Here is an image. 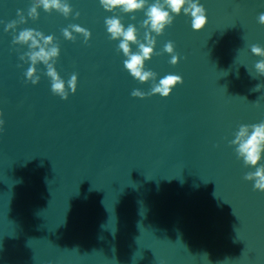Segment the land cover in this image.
<instances>
[{
    "label": "water",
    "instance_id": "95a60500",
    "mask_svg": "<svg viewBox=\"0 0 264 264\" xmlns=\"http://www.w3.org/2000/svg\"><path fill=\"white\" fill-rule=\"evenodd\" d=\"M68 3L71 16L41 7L15 32L55 37L59 75H78L63 100L43 64L40 82H26L19 56L28 48L4 31L32 0H0V264H264V192L244 180L255 169L229 144L239 125L264 121V87L252 91L264 85L261 57L250 50L264 47V0H200V31L175 16L145 69L157 83L168 74L183 83L143 99L131 93L149 92L152 81L124 68L105 18L134 23L143 41L144 11L133 21L99 0ZM70 24L91 32L88 43L63 37ZM169 41L176 65L163 52Z\"/></svg>",
    "mask_w": 264,
    "mask_h": 264
},
{
    "label": "clouds",
    "instance_id": "9594fccd",
    "mask_svg": "<svg viewBox=\"0 0 264 264\" xmlns=\"http://www.w3.org/2000/svg\"><path fill=\"white\" fill-rule=\"evenodd\" d=\"M104 10L111 13L120 11L129 14L131 20L135 21V13L144 11L145 19L141 22L140 27L143 28V41L139 39V30L134 23H129L125 27L118 15H112L105 18V27L109 38L113 41H119L117 51L122 52L125 59L123 61L124 68L128 73L140 83L152 81L149 92L145 93L140 89H134L131 93L133 97L145 98L159 94L163 98H167L173 88L183 83V79L179 75L168 74L156 82L157 74L151 70L145 69V62L150 60L155 52L157 44V36L163 34L166 27L172 25L175 16L182 12L186 16L191 17V27L194 31H200L207 24L206 9L200 3V0H99ZM43 8L45 12L51 13L53 10L63 15L65 18L73 13V8L68 0H32L31 6L28 8L27 17L22 10H17L18 19L8 22L4 28L5 32H13V45H26L27 52L19 56V60L29 63L24 76L26 82L36 85L40 82L41 74L38 73L37 66L43 64L46 71L43 75L47 76L51 81V91L54 95L59 96L63 100H67L69 94H75L78 86V75L73 73L70 79L65 80L59 75L56 69V61L60 56V47L53 35H45L41 31L31 28H25L15 34L18 25L27 23L30 18L33 21L38 19V9ZM79 12L75 13L78 18ZM258 22L264 25V13L258 16ZM63 37L68 41H75L76 35L83 37L84 43H88L91 39V32L78 24H70L62 30ZM155 33V35H153ZM132 45L137 46V50H132ZM251 53L257 57H261L255 63V70L259 76H264V47L258 44L250 46ZM163 52L171 56L170 64L176 65L180 57L175 52V45L169 41L164 45ZM251 75V74H250ZM255 78V77H253ZM264 85L257 84L252 91H260ZM258 106V105H257ZM5 121L3 112L0 111V133L4 131ZM230 146L234 147L238 159H241L245 167L254 168L244 175V180L253 182V190L264 192V121L256 124H241L238 131L234 133V139L229 141Z\"/></svg>",
    "mask_w": 264,
    "mask_h": 264
}]
</instances>
